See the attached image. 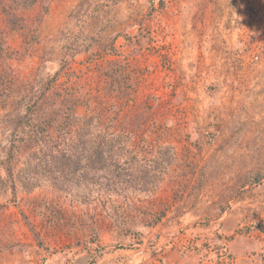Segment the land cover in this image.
I'll use <instances>...</instances> for the list:
<instances>
[{
    "label": "rangeland",
    "instance_id": "obj_1",
    "mask_svg": "<svg viewBox=\"0 0 264 264\" xmlns=\"http://www.w3.org/2000/svg\"><path fill=\"white\" fill-rule=\"evenodd\" d=\"M9 8L23 24L9 28L0 7L13 87L52 70L47 94L75 99L93 131L124 138L123 158H165L123 192L60 190L17 172L22 151L11 193L0 129V264H264V0H164L149 15L146 0ZM115 35L122 55L103 54ZM72 42L91 45L69 59ZM110 60L121 63L112 85Z\"/></svg>",
    "mask_w": 264,
    "mask_h": 264
},
{
    "label": "trees",
    "instance_id": "obj_2",
    "mask_svg": "<svg viewBox=\"0 0 264 264\" xmlns=\"http://www.w3.org/2000/svg\"><path fill=\"white\" fill-rule=\"evenodd\" d=\"M10 1L12 3L13 0ZM34 2L35 0H29L30 4ZM10 4L0 0L6 23L13 30L22 28V18L9 8ZM163 5L164 0H146L147 14ZM117 35L100 45L102 53L105 51L110 55H122L121 50L114 44ZM31 37L37 41L35 35ZM124 38L126 43L131 45L126 35ZM30 43L28 39L24 40L25 47ZM144 43L142 35L137 37V42L132 43L130 52L136 54ZM90 45V42H72L65 46V54L69 59H73L81 51H88ZM12 56L13 51L5 41L4 30L0 29V109H7L11 101H14L12 110L0 115V129L8 139L1 164L7 176L6 180L11 182V193L15 191V184L12 182L15 174L13 161L22 151L26 152V155L17 172L28 176L30 180H36L37 177L34 176L40 174L48 175L54 186L60 190H70L72 185L89 184L97 185L99 190L117 192L120 189L123 192L128 188V184L130 187L143 180L148 182L159 158H165L162 150H159V156L154 157V160L144 159L130 152L123 158L128 154L124 138L120 135H110L106 131H93L92 126L95 125L91 118L75 112V99H59L60 92L57 90L52 95L47 94L53 85L56 72L48 70L28 83L21 82L13 87L5 69L8 67L6 60ZM120 65V62L110 60L102 67V75L107 77L108 85L120 79V74L117 75L119 69L115 71ZM4 76L8 77L9 81H6ZM113 89L111 86L107 91L112 92ZM11 95H17V98L11 100Z\"/></svg>",
    "mask_w": 264,
    "mask_h": 264
},
{
    "label": "crops",
    "instance_id": "obj_3",
    "mask_svg": "<svg viewBox=\"0 0 264 264\" xmlns=\"http://www.w3.org/2000/svg\"><path fill=\"white\" fill-rule=\"evenodd\" d=\"M241 254H245V253H241ZM246 255V254H245Z\"/></svg>",
    "mask_w": 264,
    "mask_h": 264
},
{
    "label": "built area",
    "instance_id": "obj_4",
    "mask_svg": "<svg viewBox=\"0 0 264 264\" xmlns=\"http://www.w3.org/2000/svg\"><path fill=\"white\" fill-rule=\"evenodd\" d=\"M255 58H257V56H255Z\"/></svg>",
    "mask_w": 264,
    "mask_h": 264
}]
</instances>
